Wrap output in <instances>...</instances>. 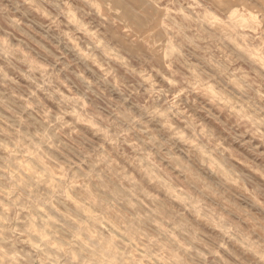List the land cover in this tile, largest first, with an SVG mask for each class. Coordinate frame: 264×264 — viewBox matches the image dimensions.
<instances>
[{
    "label": "clouds",
    "instance_id": "9594fccd",
    "mask_svg": "<svg viewBox=\"0 0 264 264\" xmlns=\"http://www.w3.org/2000/svg\"><path fill=\"white\" fill-rule=\"evenodd\" d=\"M0 264H264V0H0Z\"/></svg>",
    "mask_w": 264,
    "mask_h": 264
},
{
    "label": "rangeland",
    "instance_id": "374dc122",
    "mask_svg": "<svg viewBox=\"0 0 264 264\" xmlns=\"http://www.w3.org/2000/svg\"><path fill=\"white\" fill-rule=\"evenodd\" d=\"M177 197L180 198V199H183L184 197L180 194V193H176Z\"/></svg>",
    "mask_w": 264,
    "mask_h": 264
}]
</instances>
